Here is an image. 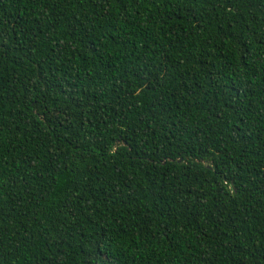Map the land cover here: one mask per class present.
Masks as SVG:
<instances>
[{"label":"trees","instance_id":"16d2710c","mask_svg":"<svg viewBox=\"0 0 264 264\" xmlns=\"http://www.w3.org/2000/svg\"><path fill=\"white\" fill-rule=\"evenodd\" d=\"M0 264H264V0H0Z\"/></svg>","mask_w":264,"mask_h":264}]
</instances>
